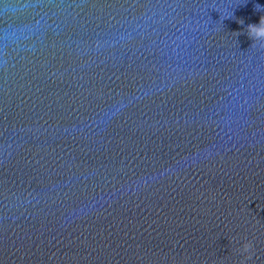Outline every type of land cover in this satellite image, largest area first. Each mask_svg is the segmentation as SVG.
<instances>
[{
    "label": "water",
    "instance_id": "1",
    "mask_svg": "<svg viewBox=\"0 0 264 264\" xmlns=\"http://www.w3.org/2000/svg\"><path fill=\"white\" fill-rule=\"evenodd\" d=\"M262 17L0 0V264H264Z\"/></svg>",
    "mask_w": 264,
    "mask_h": 264
},
{
    "label": "clouds",
    "instance_id": "2",
    "mask_svg": "<svg viewBox=\"0 0 264 264\" xmlns=\"http://www.w3.org/2000/svg\"><path fill=\"white\" fill-rule=\"evenodd\" d=\"M254 7L256 10H259L261 6L257 4ZM249 27L251 28V32L255 38L264 40V17L260 19L259 27L251 26V25Z\"/></svg>",
    "mask_w": 264,
    "mask_h": 264
}]
</instances>
